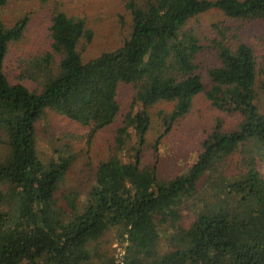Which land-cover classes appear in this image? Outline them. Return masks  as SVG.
<instances>
[{
    "label": "trees",
    "instance_id": "1",
    "mask_svg": "<svg viewBox=\"0 0 264 264\" xmlns=\"http://www.w3.org/2000/svg\"><path fill=\"white\" fill-rule=\"evenodd\" d=\"M8 2L0 0V264H264V52L241 36L242 24L235 32L216 23L203 34L190 23L212 9L234 23L264 21V0H125L129 37L89 60L78 49L93 38L85 18L56 10L48 49L14 66L7 57L30 17L8 24ZM207 51L214 65L204 62ZM123 85L134 97L115 151L85 193L64 186L78 153L56 148L43 160L37 123L51 109L91 139L122 115ZM201 93L238 122L225 128L219 120L196 160L162 177L158 155L144 162L146 108L174 103L164 118L168 133ZM112 229L126 243L121 261Z\"/></svg>",
    "mask_w": 264,
    "mask_h": 264
},
{
    "label": "rangeland",
    "instance_id": "2",
    "mask_svg": "<svg viewBox=\"0 0 264 264\" xmlns=\"http://www.w3.org/2000/svg\"><path fill=\"white\" fill-rule=\"evenodd\" d=\"M56 10L66 12L68 15L83 17L87 27L93 31L90 42L82 40L78 49L84 60L92 59L105 51H112L120 47L131 33V14L127 10L125 0H9L5 7L3 17L8 24L27 15L30 17L24 37L14 43L10 48L8 63L14 66L20 56L27 54H41L49 47V26ZM193 26L206 34L213 24L229 25L236 32L237 25L242 24L241 36L249 39L258 47L261 54L264 52V21L248 20L234 23L228 20L224 13L212 9L191 20ZM264 54V53H263ZM207 65L216 62L212 52L203 55ZM206 84L208 77L204 76ZM30 84V83H29ZM134 89L130 85H123L119 90V100L122 104V115L115 124L98 131L93 138H88V129L70 122L65 116L54 110L47 109L41 120L37 123V148L39 155L45 161L54 156L56 148L73 150L78 157L63 185L77 186L85 193L92 183L97 165L109 158L115 151V138L117 128L122 124L125 114L131 110ZM260 103L261 101H257ZM173 102H160L147 107L146 112L150 118V127L144 149V162H153L158 155V173L162 177H171L183 171L186 166L193 163L201 149L204 137L212 131L219 120L223 121L225 128H230L238 122L237 116L214 106L205 93L195 99L191 111L166 132L164 118L173 110ZM136 104L133 110H139ZM144 110V109H143ZM132 131V129H131ZM133 134V133H132ZM158 143V153L154 143ZM136 136L128 141V147L135 145ZM127 147V148H128ZM123 149L122 157L132 154L131 149ZM190 211L185 212L186 215ZM190 220L189 216L185 218ZM113 239L112 247L117 261H121L120 253L125 249L126 243L117 237V230L112 229L109 234ZM160 251L168 249L167 238L160 239Z\"/></svg>",
    "mask_w": 264,
    "mask_h": 264
},
{
    "label": "built area",
    "instance_id": "3",
    "mask_svg": "<svg viewBox=\"0 0 264 264\" xmlns=\"http://www.w3.org/2000/svg\"><path fill=\"white\" fill-rule=\"evenodd\" d=\"M125 254V249L120 253V257L122 258L123 257V255Z\"/></svg>",
    "mask_w": 264,
    "mask_h": 264
}]
</instances>
